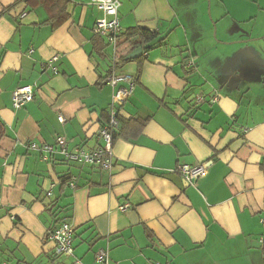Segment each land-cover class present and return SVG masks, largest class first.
<instances>
[{
	"label": "crops",
	"instance_id": "crops-1",
	"mask_svg": "<svg viewBox=\"0 0 264 264\" xmlns=\"http://www.w3.org/2000/svg\"><path fill=\"white\" fill-rule=\"evenodd\" d=\"M68 1L54 29L36 0H0V264L72 263L50 239L56 198L83 264H100L99 250L108 264H264V0H119L117 46L94 33L104 14L92 0ZM141 29L157 39L130 60L127 34ZM111 75L135 84L119 120L145 126L113 140L108 172L67 161L56 140L102 147L126 86ZM24 86L34 99L16 109ZM207 162L195 182L178 169Z\"/></svg>",
	"mask_w": 264,
	"mask_h": 264
},
{
	"label": "built area",
	"instance_id": "built-area-1",
	"mask_svg": "<svg viewBox=\"0 0 264 264\" xmlns=\"http://www.w3.org/2000/svg\"><path fill=\"white\" fill-rule=\"evenodd\" d=\"M92 3L103 12L104 17L97 20L94 33L98 36L105 37L109 40L111 44L117 46V43L121 36V27L118 19V9L120 6L119 0H92ZM116 54V53H115ZM118 56H116V63L118 62ZM59 60V57H54L53 62ZM192 65V64H191ZM53 72L58 73V68L53 67ZM108 81L113 86L118 84H126V86H121L117 89L114 95L113 103L111 109L108 112L106 120L100 129V138L103 140L102 147L94 150L92 152H87L84 150H78L77 152H68L66 147V139L64 137H58L56 140V147L60 149V153L69 162H75L81 165H89L93 168L100 169L103 171H111L113 166L112 161V144L113 136L112 132L117 131L120 127L119 113L117 108L122 107L129 99L132 97L134 92V81L130 76L125 75H111L108 77ZM34 91L31 86H24L17 89L13 94V105L14 108L19 109L25 104L33 101ZM205 101V96L197 95L195 98V104L199 105ZM217 98H213V102H216ZM63 122L64 118L60 117ZM246 132V130H245ZM31 148L37 149L36 144H31ZM52 146L45 147V159H48V155L54 152ZM211 162L202 163L194 166L182 165L178 169L185 181L195 182L200 178H205L208 175V169ZM51 196V193H48ZM130 206L123 205L120 210L126 211ZM264 224V219L262 220ZM50 239L56 242V254L59 256H64L67 258H73L71 264H83L80 259L75 256V249L73 246L74 239V229L66 221L62 222L59 227L51 233ZM262 247L264 248V236L261 239ZM96 261L100 264H108L109 256L108 251L99 250L96 254ZM161 264V263H156Z\"/></svg>",
	"mask_w": 264,
	"mask_h": 264
},
{
	"label": "trees",
	"instance_id": "trees-1",
	"mask_svg": "<svg viewBox=\"0 0 264 264\" xmlns=\"http://www.w3.org/2000/svg\"><path fill=\"white\" fill-rule=\"evenodd\" d=\"M26 1L29 2L31 0H26ZM36 1L38 4L47 7L49 18L45 23L50 24L54 29L61 27L64 24V22L67 21L68 15L66 13V8L69 5L68 0H36ZM133 34H136V36L138 37V41L134 45L135 46L134 50L139 48H145L146 45L153 43L157 39L156 33H151L144 29L133 30L127 35L132 36ZM125 61L128 62L129 60L126 58ZM119 122L121 123L119 127L120 131L119 133L118 131L112 132L113 140L118 139L120 137L127 138L129 137V135H131V137L137 136L140 134V132L144 129L145 126L143 122H135L134 124L137 125L133 129L134 127L133 122H126L122 120H119ZM5 135H6V128L4 123L0 120V143L2 139L5 137ZM71 181L72 179L70 177H66V180L62 182L61 192H64L66 190V185H68ZM58 201L59 198H56L50 204L46 205L49 209L48 210L49 213L52 214V218H54L56 221L54 230H56L62 222L64 221L67 222V219L70 218L68 214L71 212L70 208L68 207H64V208L58 207ZM55 208L57 209L54 210ZM54 230L52 231L54 232Z\"/></svg>",
	"mask_w": 264,
	"mask_h": 264
},
{
	"label": "water",
	"instance_id": "water-1",
	"mask_svg": "<svg viewBox=\"0 0 264 264\" xmlns=\"http://www.w3.org/2000/svg\"><path fill=\"white\" fill-rule=\"evenodd\" d=\"M143 54V50L140 48L138 50H136L133 54H131L128 59L132 60V59H136L139 58L140 56H142Z\"/></svg>",
	"mask_w": 264,
	"mask_h": 264
},
{
	"label": "rangeland",
	"instance_id": "rangeland-1",
	"mask_svg": "<svg viewBox=\"0 0 264 264\" xmlns=\"http://www.w3.org/2000/svg\"><path fill=\"white\" fill-rule=\"evenodd\" d=\"M87 166H89V165H87ZM96 170H99V169H96Z\"/></svg>",
	"mask_w": 264,
	"mask_h": 264
}]
</instances>
